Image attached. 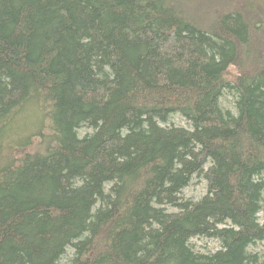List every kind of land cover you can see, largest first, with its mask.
I'll list each match as a JSON object with an SVG mask.
<instances>
[{"label": "trees", "instance_id": "trees-1", "mask_svg": "<svg viewBox=\"0 0 264 264\" xmlns=\"http://www.w3.org/2000/svg\"><path fill=\"white\" fill-rule=\"evenodd\" d=\"M263 210L264 0H0V264H264Z\"/></svg>", "mask_w": 264, "mask_h": 264}, {"label": "rangeland", "instance_id": "rangeland-1", "mask_svg": "<svg viewBox=\"0 0 264 264\" xmlns=\"http://www.w3.org/2000/svg\"><path fill=\"white\" fill-rule=\"evenodd\" d=\"M227 106L232 107L229 103ZM180 120V121H179ZM177 124H182L184 125L185 122L179 117L175 120ZM207 192V186L205 180L197 179L194 180L192 185L188 187L185 192L184 196L186 198H193L194 200L201 198L205 193ZM260 218L261 220L264 218V210L260 213ZM194 244L196 245L197 249L200 250L201 252H209V251H216L220 245L217 241L214 240H209V239H199V238H194L193 239ZM264 246V244L262 245Z\"/></svg>", "mask_w": 264, "mask_h": 264}]
</instances>
